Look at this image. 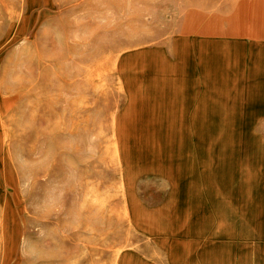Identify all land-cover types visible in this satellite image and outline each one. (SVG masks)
<instances>
[{"label": "rangeland", "instance_id": "rangeland-1", "mask_svg": "<svg viewBox=\"0 0 264 264\" xmlns=\"http://www.w3.org/2000/svg\"><path fill=\"white\" fill-rule=\"evenodd\" d=\"M240 2L0 0V264H264Z\"/></svg>", "mask_w": 264, "mask_h": 264}, {"label": "crops", "instance_id": "crops-1", "mask_svg": "<svg viewBox=\"0 0 264 264\" xmlns=\"http://www.w3.org/2000/svg\"><path fill=\"white\" fill-rule=\"evenodd\" d=\"M239 13L240 37L243 38V35L247 37L245 38L246 44L264 45V0H250L249 7L247 0H245V5L241 0ZM243 14H245V18H243ZM247 15L249 16V22L247 21ZM248 40H256L257 42L252 43Z\"/></svg>", "mask_w": 264, "mask_h": 264}, {"label": "bare ground", "instance_id": "bare-ground-1", "mask_svg": "<svg viewBox=\"0 0 264 264\" xmlns=\"http://www.w3.org/2000/svg\"><path fill=\"white\" fill-rule=\"evenodd\" d=\"M157 140H159V139H157ZM161 142V141H160ZM168 142H169V140H168ZM135 145V144H134ZM170 147H171V145H170ZM149 148H151V147H149ZM178 148V147H177ZM154 149V148H153ZM159 149V148H158ZM161 149V148H160ZM159 149V150H160ZM153 151V150H152ZM175 151V150H174ZM131 153V152H130ZM148 155V154H147ZM168 160V159H167ZM132 161V160H131ZM171 161V160H170ZM159 163H161V162H159ZM143 164V163H142ZM144 165V164H143ZM163 165V164H162ZM173 166V165H172ZM166 167V166H165Z\"/></svg>", "mask_w": 264, "mask_h": 264}]
</instances>
